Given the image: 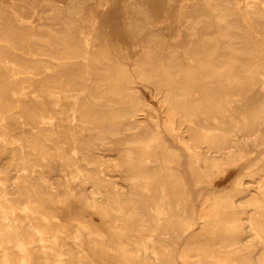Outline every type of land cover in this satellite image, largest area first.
<instances>
[{"label": "bare ground", "instance_id": "obj_1", "mask_svg": "<svg viewBox=\"0 0 264 264\" xmlns=\"http://www.w3.org/2000/svg\"><path fill=\"white\" fill-rule=\"evenodd\" d=\"M0 264H264V0H0Z\"/></svg>", "mask_w": 264, "mask_h": 264}, {"label": "rangeland", "instance_id": "obj_2", "mask_svg": "<svg viewBox=\"0 0 264 264\" xmlns=\"http://www.w3.org/2000/svg\"><path fill=\"white\" fill-rule=\"evenodd\" d=\"M133 56V55H132ZM142 91V95L144 98L148 99V101L150 102V104L152 105V108H153V113L160 116V107H159V103L157 100H150L147 93L144 91V90H141Z\"/></svg>", "mask_w": 264, "mask_h": 264}]
</instances>
